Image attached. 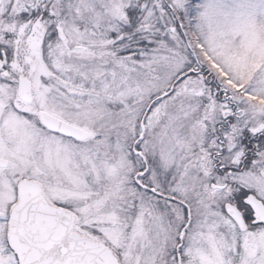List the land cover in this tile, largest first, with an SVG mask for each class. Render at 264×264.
I'll return each instance as SVG.
<instances>
[{
    "label": "snow or ice",
    "instance_id": "obj_1",
    "mask_svg": "<svg viewBox=\"0 0 264 264\" xmlns=\"http://www.w3.org/2000/svg\"><path fill=\"white\" fill-rule=\"evenodd\" d=\"M0 264H264V0H0Z\"/></svg>",
    "mask_w": 264,
    "mask_h": 264
}]
</instances>
